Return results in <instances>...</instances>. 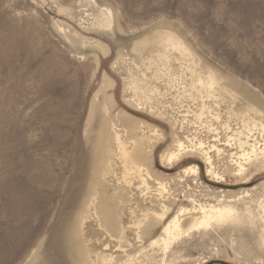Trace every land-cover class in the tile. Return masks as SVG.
Listing matches in <instances>:
<instances>
[{
    "label": "rangeland",
    "instance_id": "obj_1",
    "mask_svg": "<svg viewBox=\"0 0 264 264\" xmlns=\"http://www.w3.org/2000/svg\"><path fill=\"white\" fill-rule=\"evenodd\" d=\"M261 149L264 0H0V264H264Z\"/></svg>",
    "mask_w": 264,
    "mask_h": 264
},
{
    "label": "bare ground",
    "instance_id": "obj_2",
    "mask_svg": "<svg viewBox=\"0 0 264 264\" xmlns=\"http://www.w3.org/2000/svg\"><path fill=\"white\" fill-rule=\"evenodd\" d=\"M172 46L180 47V45L179 44H176V43H172ZM118 140H119V143H120V146H121L122 154L124 156H127L128 155V152L126 151V148L124 146V142H121L119 138H118ZM245 143L248 144L247 141H245ZM257 143H258V141L255 142L254 144H250L251 145V149H252V151H251L252 154L258 151L256 149V144ZM241 144L243 145L244 142H242ZM201 145H202V143H201ZM178 146H179L178 151H174V152H172L168 156V160L169 161L172 160V159H175V158H179L183 154V150L185 148L184 145H183V143L180 142ZM218 151H220V150H218ZM249 153L250 152H246V153L240 154L238 156L240 158L243 157L242 159H244L245 161H247L248 159L249 160L251 159V155H249ZM260 153H263L262 157H264V149H261L260 150ZM234 154L235 153H233L232 155H234ZM258 155L259 154L256 153V155H255L256 159H259L260 158ZM260 159L263 160L264 158H260ZM208 161L210 162V157H208ZM260 162H262V161H260ZM237 165L239 166V170H238V174H239V173L243 172L244 165H243V162H241V161H239L237 163ZM140 167L141 166H137V168L141 171V168ZM231 211H232V208L229 207V206H222V207H218V208L213 207L212 210L208 211L206 213V215L203 217V219L201 221V224H203V223H207L208 224V223H210L211 220H221V219L227 217L229 214H231ZM175 224H177V221L175 222ZM149 226L150 225H148L145 230H147L149 228ZM164 232L166 234H171V232H172L171 231V225H168L167 227H165Z\"/></svg>",
    "mask_w": 264,
    "mask_h": 264
}]
</instances>
